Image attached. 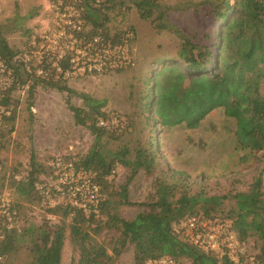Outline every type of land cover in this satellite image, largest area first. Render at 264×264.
<instances>
[{
  "label": "trees",
  "instance_id": "1",
  "mask_svg": "<svg viewBox=\"0 0 264 264\" xmlns=\"http://www.w3.org/2000/svg\"><path fill=\"white\" fill-rule=\"evenodd\" d=\"M216 15L220 29L209 37V42L193 40L166 19V11L159 0H50V31L43 38L24 30L23 49H13L5 37V25L0 24V86L1 118L12 125L17 105L13 94L26 93V108L31 114L37 90H54L76 95L83 106L68 103L76 126L85 128L94 137L91 149L80 159L53 158L47 165L54 178L52 162L70 161L76 169L89 174L100 189L107 188L108 177L117 165L129 169L126 183L117 194L109 193L102 199L98 213L79 208L69 202L46 209L57 218L54 227L47 224L21 230L9 226L7 214H0V257L16 252L28 239L31 261L28 264H61L66 238L77 258L70 264H115L128 246L133 249V264H146L148 260L170 257L190 264H233L226 253L218 256L190 243L173 230V225L187 216L218 219L229 226L243 244L254 238L255 251L243 254L241 264H264V186L257 177L247 192L208 196L177 192V184L165 178L160 169L154 129L183 126L197 129L204 117L214 109L234 122V140L237 150L264 153V0L207 1ZM134 8L138 17L151 21L154 28L172 32L180 40L176 62L159 65L147 79L141 98V107L150 127L147 148H139L133 157L127 149L102 150V138L117 139L108 124L105 101L85 93H76L68 86V76L85 62L96 67L93 73L103 75L120 73L127 69L130 55L129 35L132 28L111 30L109 15L116 8ZM127 64V65H126ZM102 123V124H100ZM10 127V131H12ZM31 169L24 181H12L19 201H43L38 190L39 169L31 157ZM140 170L152 174L160 170L155 179L154 199L141 203L143 211L133 219L120 218L116 206H134L127 196V186ZM174 179L187 177L185 172L172 171ZM56 176V175H55ZM188 178V177H187ZM186 181V180H185ZM46 187V186H44ZM101 191V192H102ZM179 194V195H178ZM114 198V199H111ZM224 201H232L224 219L212 215L223 212ZM13 207V209L15 210ZM106 220H101L102 215ZM104 229H113L117 237L110 244L99 241Z\"/></svg>",
  "mask_w": 264,
  "mask_h": 264
},
{
  "label": "rangeland",
  "instance_id": "2",
  "mask_svg": "<svg viewBox=\"0 0 264 264\" xmlns=\"http://www.w3.org/2000/svg\"><path fill=\"white\" fill-rule=\"evenodd\" d=\"M207 1L218 2L159 0V3L166 11V19L177 26L182 34L208 43L209 37L221 25H217L214 8ZM50 12V0H0V24L5 25V37L9 45L15 50H22L26 40L23 35L25 29L43 38L51 28ZM109 15L112 31L133 29L129 35L134 38L130 43L127 69L103 75L98 71L91 72L96 68L91 65H88L86 72L85 62H82L68 76V86L76 93H85L105 101L107 125L115 131L117 139L104 137L99 142V148L109 151L127 149L132 158L137 149L147 148L150 140V127L141 107V98L147 87L145 81L159 65L173 62L182 65L176 61L180 40L172 32L155 29L150 20L140 19L133 7L129 10L125 7L116 8ZM4 81L0 77V86ZM261 92L264 96V81ZM13 97L17 110L12 125L2 120L0 110V214L12 210L13 216L7 214L8 224L19 230L29 225L36 227L47 224L54 227L57 218H52L46 209L65 205L67 201H63L56 190V170L53 173L56 176L52 178L48 174L47 165L53 158L80 159L91 149L94 137L73 122L68 103L83 106L76 95L39 89L34 95L31 114L26 108L27 96L24 91L15 92ZM234 130V122L226 118L221 109L210 111L195 130L183 126L154 129L160 169L166 174V179L177 184L178 193L192 195L202 191L211 196L247 192L259 176L264 186V153L249 154L237 150ZM31 157L40 171L38 178L42 183L37 188L44 198L40 202L19 201L15 208L17 193L10 184L12 181H24L31 169ZM174 170L185 172L188 178L174 179ZM129 172V169L117 165L108 177L107 188L102 191L99 187L100 199H106L109 193L117 194L120 186L126 183ZM159 172L148 174L140 170L127 186L128 200L137 205L116 206L109 212L126 220L142 212L143 207L138 204L149 203L154 199V184ZM232 204V201H224L221 205L223 212L212 215L224 219ZM101 220H106L105 214ZM116 237L113 229H104L98 240L111 244ZM28 241L25 238L15 253L1 258L0 264H28L31 261ZM255 244L254 238H248L243 243L244 253L247 255L255 251ZM132 251L131 246L125 248L115 264H133ZM73 258H77V253L73 251L67 237L62 249L61 264H70Z\"/></svg>",
  "mask_w": 264,
  "mask_h": 264
},
{
  "label": "built area",
  "instance_id": "3",
  "mask_svg": "<svg viewBox=\"0 0 264 264\" xmlns=\"http://www.w3.org/2000/svg\"><path fill=\"white\" fill-rule=\"evenodd\" d=\"M52 166L57 172L58 185L56 190L61 199L79 208L87 209L90 207L91 211L98 213L101 202L99 186L95 184L92 177L82 170L76 169L71 162L54 161ZM173 230L175 233L184 236L192 245L218 256L226 253L233 264H241L240 257L244 254L243 244L230 231L229 226L218 221V219L187 216L174 224ZM146 264L190 263L177 261L170 257H161L148 260ZM248 264L253 263L249 262Z\"/></svg>",
  "mask_w": 264,
  "mask_h": 264
}]
</instances>
